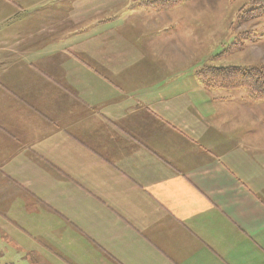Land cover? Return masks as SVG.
Listing matches in <instances>:
<instances>
[{
	"label": "crops",
	"instance_id": "0c3cea01",
	"mask_svg": "<svg viewBox=\"0 0 264 264\" xmlns=\"http://www.w3.org/2000/svg\"><path fill=\"white\" fill-rule=\"evenodd\" d=\"M30 48L0 42V54L8 51L0 59V238L16 257L24 264H258L259 103L240 92L214 95L200 83L194 101L187 83L147 97L139 78L99 92L91 77L87 95L80 73L72 85L65 75L51 85L50 64L32 56L47 47Z\"/></svg>",
	"mask_w": 264,
	"mask_h": 264
},
{
	"label": "rangeland",
	"instance_id": "374dc122",
	"mask_svg": "<svg viewBox=\"0 0 264 264\" xmlns=\"http://www.w3.org/2000/svg\"><path fill=\"white\" fill-rule=\"evenodd\" d=\"M172 1L177 0H0V42H25L28 53L30 45H44L46 50L35 49L32 56L45 59L43 66L50 64L51 85L62 75L67 86L72 85L70 78L80 73L87 95L93 89L91 77L99 92L121 85L119 79L139 78L142 91L164 95L183 90L187 83L194 101L201 69L264 66V16L242 18L254 0H181L170 8ZM5 53L0 59L7 57ZM136 88L130 85L128 90ZM237 92L249 99L243 90L212 93ZM255 103L262 124L264 101ZM8 230L18 240L17 230ZM1 251V264H24L4 241ZM256 258L264 264V251L259 249Z\"/></svg>",
	"mask_w": 264,
	"mask_h": 264
},
{
	"label": "trees",
	"instance_id": "16d2710c",
	"mask_svg": "<svg viewBox=\"0 0 264 264\" xmlns=\"http://www.w3.org/2000/svg\"><path fill=\"white\" fill-rule=\"evenodd\" d=\"M181 0L172 1L168 7H175ZM264 16V0H254L250 9L243 13L242 18L253 20ZM239 47L238 50H240ZM235 51V50H233ZM198 80L209 91L243 90L253 102L264 101V66L263 67H209L196 74Z\"/></svg>",
	"mask_w": 264,
	"mask_h": 264
}]
</instances>
